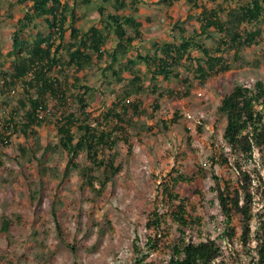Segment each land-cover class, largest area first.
Returning a JSON list of instances; mask_svg holds the SVG:
<instances>
[{
  "label": "rangeland",
  "instance_id": "1",
  "mask_svg": "<svg viewBox=\"0 0 264 264\" xmlns=\"http://www.w3.org/2000/svg\"><path fill=\"white\" fill-rule=\"evenodd\" d=\"M79 1H69L74 4V17L70 23L66 22L65 40L69 38L70 24L84 31L99 19V5H106L107 10L112 11L104 0H91L87 4ZM247 1L197 0V3L207 8L220 6L219 17L224 19L227 9ZM136 5L137 11L133 13L142 23V36L121 59L111 64L112 69L118 70L124 64L123 60L133 57L135 52L151 54L153 42L159 45L165 40L178 43L195 36L205 46H214L217 45L216 38L222 35L214 30L209 36L199 34L201 7L186 0H172L170 4L163 0H137ZM28 10L29 5L18 0H0V135L3 133L0 143V222L3 216L11 221L7 233H0V264L165 262L171 252L169 242L177 241L182 234L185 240L195 242L216 239L223 258L231 256L237 259L235 264H247L254 253L251 250L254 240L245 247L239 243L237 218L233 221L236 234L232 241L225 237L223 217L211 189L212 174L232 179L233 168L231 163L213 164L209 157L227 151L221 137L225 119L216 112L223 95L238 83L252 86L259 80L264 84V20L245 25L251 29L258 27L260 37L255 43L240 47L236 58L233 48L219 45L228 67L206 77L202 83L181 64L172 68L176 75L170 73L167 80L160 75L152 78L153 67L148 68L144 62H137L130 72L122 69L123 80L118 82L111 69L102 71L110 64L109 56L97 58L95 53L92 54L94 62L81 71L66 64L61 72H51L65 88L64 110L73 111L80 118L77 96L83 93L89 103V121L95 120L104 127L107 125L103 112L114 105L112 101L121 98L123 85L131 81L132 72L142 77L143 89L129 96L135 101L140 100L139 112H121L122 128L114 131L118 139L112 149L102 151L105 157L110 153L115 157L114 163L120 170L104 184L100 193H96L86 184L79 170L89 164L84 153L77 156L76 168L64 172L68 155L58 145L54 99L46 98L47 107L41 113L43 120L34 126L35 133L16 131L11 122L22 121L27 107L22 108L19 100L26 102L33 90H26L19 81L6 86L1 70H8L12 63L13 55L9 51L12 34L18 28L16 20ZM29 25L30 28L25 29L29 39L37 30L47 32L42 18H34ZM109 37L111 51L116 40ZM58 41L56 39L55 43ZM58 53L63 54V49L59 47ZM200 53L196 48L189 50L193 57ZM184 77L187 81H183ZM152 84L155 90H152ZM179 90L184 93L180 95ZM113 109L118 107L114 105ZM7 123L10 128H6ZM253 157L258 161L255 152ZM173 168L186 175H195L190 182L180 183L174 189L180 197L189 199L192 216L200 217L190 228H183L182 234L160 185ZM200 172L205 176H199ZM100 179L102 174L98 172L97 188ZM259 206L256 202L255 207ZM153 209L163 217L158 235L145 226ZM254 225L252 220L251 229ZM163 235L168 241L159 240L164 238ZM154 236L159 242H147Z\"/></svg>",
  "mask_w": 264,
  "mask_h": 264
},
{
  "label": "trees",
  "instance_id": "2",
  "mask_svg": "<svg viewBox=\"0 0 264 264\" xmlns=\"http://www.w3.org/2000/svg\"><path fill=\"white\" fill-rule=\"evenodd\" d=\"M29 5V10L17 19L16 28L11 37V49L13 55L12 63L6 71H2V81L6 86L19 81L26 86V90H33L27 101L19 100L20 106L26 108L23 119L20 122L11 121L14 130L24 134L34 132V126L41 124L47 104L46 98L56 101L57 107L55 126L58 135V145L68 155L64 172L69 168H76L77 156L84 153L88 165L80 168L84 181L96 193H100L104 184L115 176L120 166L114 163V156L110 153L105 157L102 151L105 148L112 149L118 139L114 133L120 129L124 122L123 111H132L137 114L140 100L130 99V93L143 89V80L138 73H133L131 81L123 85V92L120 99L112 101L118 109L104 111V127L98 122L89 121V103L83 93L78 94L80 118L71 111L64 110L67 96L64 86L57 77H53L52 71L63 70L67 65H73L77 71L83 70L91 65L93 53L97 58L109 56L110 64L102 71L111 69L116 81H122L120 74L122 69L132 71L137 62H144L151 70L152 78L157 75L165 80L173 73L172 68L181 64L185 70H191L199 83L219 71H224L228 65L222 57L223 52L220 44L227 48H233V55L236 58L238 49L249 46L260 37L258 27L247 28L246 24L264 20V0H248L237 7H230L226 11L224 19L219 17L218 8H207L202 4L198 5L197 0H186L189 4L201 7L199 13V34L214 30L222 35L217 40V45L205 46L201 40L194 37H187L174 43L163 41L161 45L153 42L151 54L135 52L133 57H126L118 70L112 69L111 64L121 57L134 45V41L142 36V23L133 13L137 11V0H104L111 7L107 10L106 5H99L97 8L99 19L89 25L86 30L70 24L69 38L64 39L69 23L74 17V4L70 0H18ZM91 0H80V4H87ZM167 1L169 4L172 0ZM34 18H42L45 22L47 32L37 30L34 36L29 39L25 36V29L32 24ZM182 30V29H181ZM29 32V30H26ZM116 40L115 47L110 51L108 45L111 38ZM56 39H59L58 43ZM59 47L63 54L58 53ZM191 48L200 51V55L193 57L189 54ZM181 79V78H180ZM187 81V78H182ZM8 80V81H7ZM155 90V86L151 85ZM180 91V90H179ZM180 95L184 92H179ZM184 95V94H183ZM179 96V95H178ZM157 105L154 104V107ZM120 110V111H118ZM122 112V113H121ZM216 112L224 117L225 125L221 137L227 151L219 152L216 156H210V161L215 163H227L233 168V178H226L221 175L212 174L214 193L218 210L223 217L225 237L232 241L236 234V227L233 224L238 219L240 233L238 241L244 247L248 246L250 240H254L247 264H264V84L257 80L252 86L238 83L220 99ZM41 115V116H40ZM176 117H178L176 112ZM8 120H11L10 118ZM97 120V118H96ZM7 122V121H6ZM113 124L110 127V124ZM165 126V125H164ZM6 128H10L8 123ZM122 128V127H121ZM3 133L0 135V143L3 142ZM123 139L126 140L125 136ZM132 146L129 144L128 149ZM24 152V148H21ZM254 152L258 161L253 157ZM102 153V154H101ZM232 157L230 161L229 158ZM205 167V163L202 165ZM102 174L99 187L95 185L97 173ZM199 176H205L200 172ZM195 175L184 174L173 168L168 172L167 177L160 182L161 190L165 195L168 205L172 206V218L177 227L183 233V228L191 227L192 223L200 220V217L192 216L190 212V201L186 197H180L175 188L180 183L190 182ZM259 202L260 206L255 207ZM189 206V207H188ZM256 208V209H254ZM254 220V228L251 229V222ZM10 220L3 216L0 222V233H7ZM163 222V217L157 209L151 212V218L146 221V228L154 230V235ZM183 235V234H182ZM180 235L177 241H171L170 256L165 262L147 261L143 264H235L237 260L229 256L223 258V251L216 239L206 238L205 240L192 241ZM252 235V236H251ZM159 240H167L166 235ZM147 242H159L156 236L148 238ZM133 264H140L139 262Z\"/></svg>",
  "mask_w": 264,
  "mask_h": 264
}]
</instances>
